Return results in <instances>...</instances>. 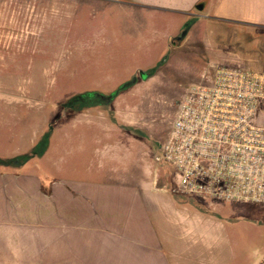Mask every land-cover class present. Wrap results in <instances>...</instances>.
<instances>
[{"label": "crops", "instance_id": "0c3cea01", "mask_svg": "<svg viewBox=\"0 0 264 264\" xmlns=\"http://www.w3.org/2000/svg\"><path fill=\"white\" fill-rule=\"evenodd\" d=\"M88 6L115 17L102 22L93 14L83 24L77 14ZM191 19L214 30L264 29V0H0V45L17 52L70 46L69 54H43L40 78L65 71L73 51L84 60L86 46L117 44L119 61L133 63L126 78L111 74L74 92L110 94L136 79L107 107L51 110L22 130L15 151L0 156L29 153L53 126L43 156L0 166V264H208L234 215L245 217L237 222L251 229L247 238L264 235L255 229L264 225L263 207L216 206L205 214L160 186L164 172L154 163L155 147L167 135L160 126L172 112L160 119L157 104L176 98L167 97L164 86L170 58L147 80L140 73L156 67L173 44L188 41L178 39ZM211 53L219 64L264 72L249 58ZM18 72L11 76L26 75ZM254 264H264L263 243Z\"/></svg>", "mask_w": 264, "mask_h": 264}, {"label": "rangeland", "instance_id": "374dc122", "mask_svg": "<svg viewBox=\"0 0 264 264\" xmlns=\"http://www.w3.org/2000/svg\"><path fill=\"white\" fill-rule=\"evenodd\" d=\"M90 8L91 6H88V9L84 8L77 14L83 24H86L90 20V16L93 17V14H95L93 19L98 16V13H95L96 11L90 12ZM106 11L107 9L100 13L98 21H111V15L115 17L114 12H110V17H108V11ZM191 21L193 20L191 19L187 23ZM193 26L194 24L188 31L185 39L187 36L189 39L183 46L180 47L179 43L176 42L161 57V60L170 58L164 75L166 96L176 98L171 101L164 99L157 104L159 110L157 116L160 119H166V113L169 111L173 115L174 108L170 104H173L188 87L200 80L202 72L208 68V65L219 64L217 59H215L218 56L213 57L211 49H216L217 53L219 52L222 57L227 54H237L242 58H249L264 68V29L246 30L244 28L225 26L214 30L206 23ZM22 48H27V50L17 52L15 47L0 45V156H5L15 151L16 144L20 140L19 134L28 125L43 121L40 120L44 117L43 115L50 113L53 109L59 113L61 104L77 94L74 92L75 90L85 85L107 81L109 80L107 77L115 73H118L120 77L118 80H122L126 78L133 65L132 62L119 61V56L115 54V50L121 48V46L117 44H94L86 46L87 49L83 55L84 60H81V58L79 59L80 61L76 60V54L79 52L74 53L73 51L71 56L74 55L75 57H73L71 65L65 71H58L55 77L40 78V72L44 69L40 62L44 64V60L41 61L39 59L43 57V54H51L53 50L56 51V55L60 54V52L69 54L70 46L38 47L30 45ZM213 60H216V62L214 61L213 63ZM46 63L48 62L46 61ZM18 70L22 72H18ZM16 71L18 73H26V75L24 77L11 76ZM57 117L56 120L58 119ZM171 118L169 119L171 120ZM170 120L164 121L163 125L160 126L161 130L164 131L167 128L166 133L169 130ZM53 123L51 122L50 124ZM76 127L77 124L74 129ZM161 141H157L156 151ZM160 168L164 172L162 174V185L160 186L168 191L171 187L169 174L162 167ZM176 196L183 206H191L205 214L212 211L211 209H215L216 206H231V209H239L240 206L264 208V205H251L241 202L230 204L212 203L205 198L194 199L192 197ZM247 214L252 216L255 213ZM234 216H236L234 217L236 221L227 227L229 230L228 236L218 239L219 242L214 247L213 256L211 253L210 256L205 258L204 261L208 264H254L257 254H260L261 244H264V235L254 237V239L251 236L247 238L244 232L251 229L246 226V223L242 222L239 224L237 222L240 219H245V217H241L243 215ZM220 218L218 217V219ZM246 218L249 219V217ZM259 227L255 226V229L262 228L261 230L264 231V225ZM248 234H250L249 231Z\"/></svg>", "mask_w": 264, "mask_h": 264}, {"label": "built area", "instance_id": "2783aa9c", "mask_svg": "<svg viewBox=\"0 0 264 264\" xmlns=\"http://www.w3.org/2000/svg\"><path fill=\"white\" fill-rule=\"evenodd\" d=\"M154 163L171 194L264 205V72L208 65L176 99Z\"/></svg>", "mask_w": 264, "mask_h": 264}, {"label": "trees", "instance_id": "16d2710c", "mask_svg": "<svg viewBox=\"0 0 264 264\" xmlns=\"http://www.w3.org/2000/svg\"><path fill=\"white\" fill-rule=\"evenodd\" d=\"M194 24V21H191L186 24L185 29L179 38V40L185 39L188 31L190 30L191 26ZM165 63V59L157 64L156 67L152 68L148 71L147 77L153 75L157 72V70ZM136 82V79H133L129 82H126L119 86L115 91L110 94H102L98 92H85L79 93L74 96L68 98L64 103L61 104V108L68 111L73 112H81L88 108L93 107H107L109 106L115 98L124 90H127L131 86H133ZM53 131V126H50L47 132L42 135L39 141L35 144L33 149L24 155H20L10 159H1L0 158V166L6 167H19L27 163L29 160L35 157H41L47 151L49 146L50 136Z\"/></svg>", "mask_w": 264, "mask_h": 264}, {"label": "water", "instance_id": "95a60500", "mask_svg": "<svg viewBox=\"0 0 264 264\" xmlns=\"http://www.w3.org/2000/svg\"><path fill=\"white\" fill-rule=\"evenodd\" d=\"M197 9L202 10V9H203V6L200 5V6L197 7ZM140 76H141V78H142L143 80H147V79H148L146 73H143V72H142V73H140Z\"/></svg>", "mask_w": 264, "mask_h": 264}]
</instances>
